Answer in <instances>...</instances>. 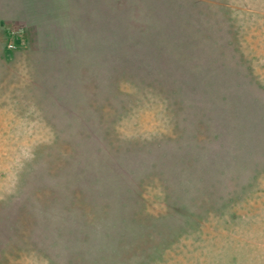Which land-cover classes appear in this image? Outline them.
Returning <instances> with one entry per match:
<instances>
[{
  "label": "rangeland",
  "instance_id": "obj_1",
  "mask_svg": "<svg viewBox=\"0 0 264 264\" xmlns=\"http://www.w3.org/2000/svg\"><path fill=\"white\" fill-rule=\"evenodd\" d=\"M0 264H264V0H0Z\"/></svg>",
  "mask_w": 264,
  "mask_h": 264
}]
</instances>
